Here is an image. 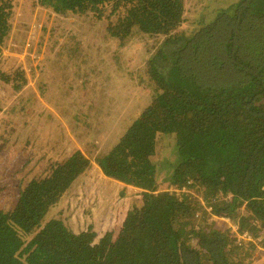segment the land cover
I'll return each instance as SVG.
<instances>
[{"label":"trees","instance_id":"1","mask_svg":"<svg viewBox=\"0 0 264 264\" xmlns=\"http://www.w3.org/2000/svg\"><path fill=\"white\" fill-rule=\"evenodd\" d=\"M39 2L53 9L52 26L38 13H17L15 0H0V57L4 46H12L15 52L26 49L30 58L46 54L52 64L77 62L84 47L76 30L60 44L52 38L55 29H65L68 16L76 20L89 13L115 21L143 46L144 57H128L130 65L122 68L149 94L148 104L131 113L124 138L134 158L123 166L128 168L120 189L132 206L122 215L125 222L111 227L98 264H251L239 246H231L235 230L219 228L207 244L205 220L216 213L241 231L252 222L249 232L264 231V0H226L214 11L211 0ZM198 15L206 21L202 26L190 23ZM138 62L141 71L135 69ZM3 67L0 78L10 80L6 70L13 67ZM93 124L86 121L77 137L101 154L102 142L112 136ZM99 158L110 175L109 155ZM89 163L78 151L20 191L13 208H0V264H65L36 235ZM198 234L200 244L190 243Z\"/></svg>","mask_w":264,"mask_h":264},{"label":"rangeland","instance_id":"2","mask_svg":"<svg viewBox=\"0 0 264 264\" xmlns=\"http://www.w3.org/2000/svg\"><path fill=\"white\" fill-rule=\"evenodd\" d=\"M39 1L15 0L17 13L20 10L27 16L38 13L42 22L52 26L53 9ZM210 3L214 11L219 4L227 2L211 0ZM70 17L64 20L63 31L55 29L52 41L57 39L60 44L76 30L84 47L76 54L77 62L61 66L46 61L50 58L46 54L34 55L37 49H33L34 56L30 58L26 49L15 52L10 49L12 46H4L0 63L4 69L13 68L6 70L10 80L0 78V208H13L20 191L83 151L90 163L70 192L51 208L46 228L36 236L53 247L65 264H93L92 259L98 264L104 255L100 253L101 246L112 238L111 227L125 222L122 215L132 206L124 197L128 193L120 189L124 184L121 176L128 168L123 166L130 161L133 164L134 158L132 145L124 138L135 116L131 113L148 104L149 94L138 79H132L122 69L130 65L128 57L135 54L144 57L141 41L123 33L115 21L98 19L95 13L76 20ZM213 17H217L215 12ZM205 22L201 15L190 21L198 26ZM16 67L22 71L16 73ZM142 67L141 62L135 64L137 70L141 71ZM86 121L103 127L112 136L109 143L107 139L102 142L101 154L93 153L91 143L86 148L77 137ZM22 127L26 131L19 136L24 131ZM106 155L114 164L108 162L110 175L102 166L105 160L99 158ZM241 211H246V205ZM249 214L252 217L251 211ZM209 216L210 220H205L209 225L207 244L219 228L228 233L235 230L230 236L231 246H239L238 253L247 262L264 264V231L255 233L254 237L245 236L247 231H241L237 224L220 221L223 217L216 213ZM199 237L203 239L199 234L192 235L189 242L198 239L200 244Z\"/></svg>","mask_w":264,"mask_h":264},{"label":"built area","instance_id":"3","mask_svg":"<svg viewBox=\"0 0 264 264\" xmlns=\"http://www.w3.org/2000/svg\"><path fill=\"white\" fill-rule=\"evenodd\" d=\"M204 206L207 207L208 211L211 210V206H207L206 204H204ZM198 215H200V214L198 213ZM223 219L227 220V218H223ZM228 220H229V219H228ZM255 233H257V234H261L260 232H255ZM254 235H256V234H252V235H251V233H249V231L245 233V236L254 237Z\"/></svg>","mask_w":264,"mask_h":264},{"label":"bare ground","instance_id":"4","mask_svg":"<svg viewBox=\"0 0 264 264\" xmlns=\"http://www.w3.org/2000/svg\"><path fill=\"white\" fill-rule=\"evenodd\" d=\"M243 214H244V212L241 211V212H240V215H243ZM248 226H249V227H248V228H245L244 231H247V232H248V231H251V229H252V230L255 229V225H254L253 222H252L250 225H248Z\"/></svg>","mask_w":264,"mask_h":264},{"label":"clouds","instance_id":"5","mask_svg":"<svg viewBox=\"0 0 264 264\" xmlns=\"http://www.w3.org/2000/svg\"><path fill=\"white\" fill-rule=\"evenodd\" d=\"M228 216H226V217H223V218H227ZM229 218V217H228Z\"/></svg>","mask_w":264,"mask_h":264}]
</instances>
